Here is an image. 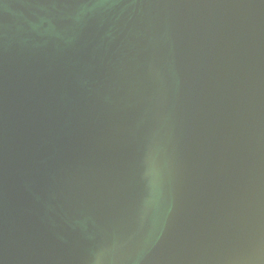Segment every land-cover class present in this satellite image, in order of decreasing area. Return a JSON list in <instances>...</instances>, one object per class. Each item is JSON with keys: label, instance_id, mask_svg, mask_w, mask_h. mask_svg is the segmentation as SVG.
<instances>
[{"label": "water", "instance_id": "95a60500", "mask_svg": "<svg viewBox=\"0 0 264 264\" xmlns=\"http://www.w3.org/2000/svg\"><path fill=\"white\" fill-rule=\"evenodd\" d=\"M0 264H264V0H0Z\"/></svg>", "mask_w": 264, "mask_h": 264}]
</instances>
